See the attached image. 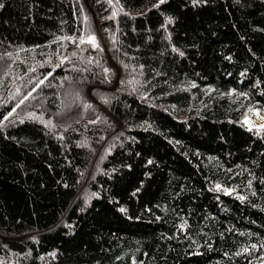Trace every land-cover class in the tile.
<instances>
[{
  "label": "trees",
  "instance_id": "1",
  "mask_svg": "<svg viewBox=\"0 0 264 264\" xmlns=\"http://www.w3.org/2000/svg\"><path fill=\"white\" fill-rule=\"evenodd\" d=\"M264 0H0V264H264Z\"/></svg>",
  "mask_w": 264,
  "mask_h": 264
},
{
  "label": "rangeland",
  "instance_id": "2",
  "mask_svg": "<svg viewBox=\"0 0 264 264\" xmlns=\"http://www.w3.org/2000/svg\"><path fill=\"white\" fill-rule=\"evenodd\" d=\"M264 126V113L255 110L253 114L245 121V127L247 129L250 128H258Z\"/></svg>",
  "mask_w": 264,
  "mask_h": 264
},
{
  "label": "snow or ice",
  "instance_id": "3",
  "mask_svg": "<svg viewBox=\"0 0 264 264\" xmlns=\"http://www.w3.org/2000/svg\"><path fill=\"white\" fill-rule=\"evenodd\" d=\"M161 2H163V0H161Z\"/></svg>",
  "mask_w": 264,
  "mask_h": 264
}]
</instances>
